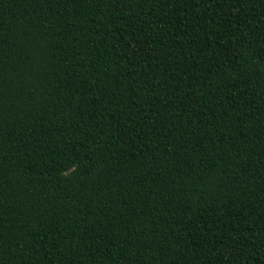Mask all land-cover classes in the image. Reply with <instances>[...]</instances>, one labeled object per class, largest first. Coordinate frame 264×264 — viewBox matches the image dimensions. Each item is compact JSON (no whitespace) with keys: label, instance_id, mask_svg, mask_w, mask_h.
<instances>
[{"label":"trees","instance_id":"16d2710c","mask_svg":"<svg viewBox=\"0 0 264 264\" xmlns=\"http://www.w3.org/2000/svg\"><path fill=\"white\" fill-rule=\"evenodd\" d=\"M0 264H264V0H0Z\"/></svg>","mask_w":264,"mask_h":264}]
</instances>
